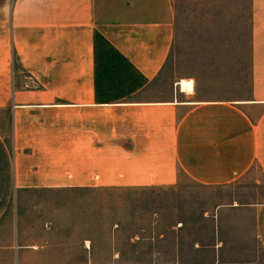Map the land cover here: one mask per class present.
<instances>
[{"label": "crops", "instance_id": "crops-1", "mask_svg": "<svg viewBox=\"0 0 264 264\" xmlns=\"http://www.w3.org/2000/svg\"><path fill=\"white\" fill-rule=\"evenodd\" d=\"M250 21L254 49L264 0H251ZM174 34L173 0H0V264H60L23 261L37 246L18 242L20 196L264 175L256 55L247 98H201L180 79L150 97ZM216 208L248 214L259 253L230 262L217 243L208 260L169 264H264V201Z\"/></svg>", "mask_w": 264, "mask_h": 264}, {"label": "rangeland", "instance_id": "rangeland-1", "mask_svg": "<svg viewBox=\"0 0 264 264\" xmlns=\"http://www.w3.org/2000/svg\"><path fill=\"white\" fill-rule=\"evenodd\" d=\"M175 34L161 73L148 88L163 97L186 78L201 98L250 96L252 56L264 73V31L252 49L251 0H173ZM264 82V81H263ZM253 169L236 183L113 191L36 192L18 198L23 261L60 264H169L208 260L220 243L223 260L251 258L246 212L220 204L264 201V175ZM227 209V208H226Z\"/></svg>", "mask_w": 264, "mask_h": 264}, {"label": "bare ground", "instance_id": "bare-ground-1", "mask_svg": "<svg viewBox=\"0 0 264 264\" xmlns=\"http://www.w3.org/2000/svg\"><path fill=\"white\" fill-rule=\"evenodd\" d=\"M179 85L184 88V89H192L193 88V83H192V80L190 79H186V78H181L179 80Z\"/></svg>", "mask_w": 264, "mask_h": 264}]
</instances>
